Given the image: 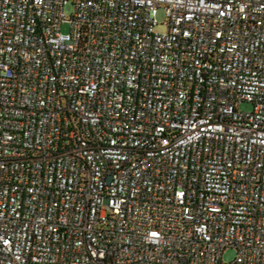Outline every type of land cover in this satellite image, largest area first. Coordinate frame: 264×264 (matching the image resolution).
I'll return each instance as SVG.
<instances>
[{"label": "built area", "instance_id": "2783aa9c", "mask_svg": "<svg viewBox=\"0 0 264 264\" xmlns=\"http://www.w3.org/2000/svg\"><path fill=\"white\" fill-rule=\"evenodd\" d=\"M227 249L264 264V0H0V264Z\"/></svg>", "mask_w": 264, "mask_h": 264}, {"label": "rangeland", "instance_id": "374dc122", "mask_svg": "<svg viewBox=\"0 0 264 264\" xmlns=\"http://www.w3.org/2000/svg\"><path fill=\"white\" fill-rule=\"evenodd\" d=\"M72 12V8L66 7L65 9V13L66 15H70ZM158 21L160 24H162L165 19H166V15H165V11L163 9H160L159 13H158ZM67 27H64V32H67ZM157 31L159 32H165L166 31V27L164 25H159L157 27ZM243 109H247V105H243L242 106ZM237 253L234 249H227L224 253H223V263L224 264H233V261L235 260Z\"/></svg>", "mask_w": 264, "mask_h": 264}]
</instances>
